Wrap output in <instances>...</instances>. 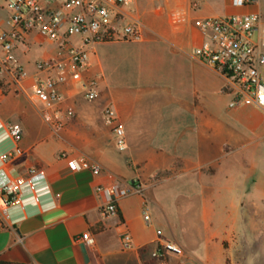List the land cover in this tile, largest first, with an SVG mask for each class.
<instances>
[{
	"label": "crops",
	"instance_id": "obj_1",
	"mask_svg": "<svg viewBox=\"0 0 264 264\" xmlns=\"http://www.w3.org/2000/svg\"><path fill=\"white\" fill-rule=\"evenodd\" d=\"M2 8L0 30L7 29ZM123 11L124 23L140 21L142 38L94 45L83 76L98 80V95L88 101L79 83L62 85V108L74 113L62 130L44 121L33 95L35 63L55 55V46L31 33L13 50L27 77L19 91L0 79V120L21 125L22 154L0 165V184L32 170H43L45 178L19 205L6 207L0 196V261L241 264L238 239L264 221L253 192L264 157V112L250 103L230 106L224 77L193 54L202 42L193 20L256 15L251 40L264 53V0L242 6L232 0H132ZM43 44L53 54L29 59ZM106 109L124 129L122 150L104 122ZM60 153L99 165V174L71 171ZM114 182L140 192L121 198L116 214L103 215L106 199L96 188ZM87 231L91 246L81 240ZM125 233L129 249L122 245ZM161 240L181 245L183 255L155 258Z\"/></svg>",
	"mask_w": 264,
	"mask_h": 264
},
{
	"label": "built area",
	"instance_id": "obj_2",
	"mask_svg": "<svg viewBox=\"0 0 264 264\" xmlns=\"http://www.w3.org/2000/svg\"><path fill=\"white\" fill-rule=\"evenodd\" d=\"M7 12V29L0 30V79L13 91L22 89L27 77L23 66L13 54L16 45L23 44L26 38L35 33L52 43L55 55L35 63L38 77L33 95L42 107V118L52 130L66 127L74 117L71 108H62L64 96L60 87L68 81L79 83L83 97L90 101L98 95V80L85 78L83 73L88 66L89 54L98 42L139 41L142 26L139 20L124 23V8L132 0H2ZM251 0H232L236 6L250 3ZM259 17L245 14L242 17H204L193 20L200 32L202 42L193 49V54L201 61L214 67L225 79V89L233 95L230 106L250 103L264 112V53L257 50L251 40L252 32ZM104 122L110 126L118 149L126 147L122 126L115 123L111 109L104 111ZM0 165L6 166L15 156L22 154L20 141L22 127L16 122L0 120ZM6 149H1L3 144ZM59 158L66 159L71 171L88 170L97 175L99 165L84 160L67 159L65 153ZM43 170H32L27 177L6 178L0 184V196L6 207L19 205L24 193H34L36 180H44ZM96 192L102 194L106 203L102 206L103 215L117 213L118 201L131 192L114 182L98 186ZM146 223L150 221L147 205L142 207ZM0 222V228H2ZM161 235L160 230L156 231ZM88 246L93 244L89 232L81 235ZM124 249L131 248L128 233L122 235ZM183 255L178 243L161 240L153 256L162 258Z\"/></svg>",
	"mask_w": 264,
	"mask_h": 264
},
{
	"label": "rangeland",
	"instance_id": "obj_3",
	"mask_svg": "<svg viewBox=\"0 0 264 264\" xmlns=\"http://www.w3.org/2000/svg\"><path fill=\"white\" fill-rule=\"evenodd\" d=\"M2 12L7 14L8 10L4 7L3 1L0 0ZM52 53V47L48 44H43L41 48L35 47L28 55L29 59L40 60ZM54 56V55H53ZM52 57V55H50ZM260 162V183L254 189L255 198L259 199L260 209L264 211V157L259 159ZM257 199V200H258ZM264 214V212L262 213ZM250 235L244 239H238V246L242 251L243 261L241 264H264V221L260 220L255 228H249Z\"/></svg>",
	"mask_w": 264,
	"mask_h": 264
},
{
	"label": "trees",
	"instance_id": "obj_4",
	"mask_svg": "<svg viewBox=\"0 0 264 264\" xmlns=\"http://www.w3.org/2000/svg\"><path fill=\"white\" fill-rule=\"evenodd\" d=\"M0 264H12V263H8V262H1V261H0Z\"/></svg>",
	"mask_w": 264,
	"mask_h": 264
}]
</instances>
